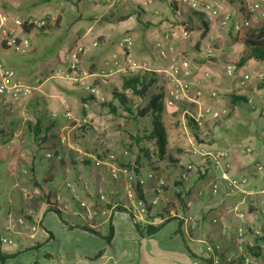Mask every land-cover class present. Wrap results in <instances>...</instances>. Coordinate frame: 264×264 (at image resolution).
<instances>
[{
	"label": "crops",
	"instance_id": "0c3cea01",
	"mask_svg": "<svg viewBox=\"0 0 264 264\" xmlns=\"http://www.w3.org/2000/svg\"><path fill=\"white\" fill-rule=\"evenodd\" d=\"M217 1L225 5L232 19L247 21L246 0ZM259 2L264 14V0ZM1 12L7 19L5 29H13L20 39L29 41V46L15 53L5 43H0V66L13 71L16 81L33 88L30 97L16 104L0 98V189L6 178L10 182L9 189L14 188L17 193V196L6 197V211L1 209L3 199L0 198V240L11 241L1 243V250L13 255L4 264H208L200 255L207 243L218 245L221 255H232L239 244L236 239L239 226L243 225L250 233L240 240L245 248L255 240L251 235L254 230L264 232V199L258 194L264 188V95L261 93L264 82L252 80L244 88L237 86L242 73L264 71V62L250 59L243 66L235 67L234 76L226 75V59L240 57L243 51V45L232 41L235 33L230 25L221 26L220 17L207 23L202 15L190 13L186 8L178 17L172 0H151L149 3L121 0L114 4L105 0L99 4L88 0H4ZM27 16L45 19L47 32L16 26V21ZM262 19L264 17L257 21ZM257 21L249 24L259 27ZM181 23L189 28L185 39L180 32ZM165 36L169 39L165 40ZM126 38L130 40L128 45L124 42ZM158 41L171 44L175 56L188 63L190 74L180 77L188 85V96L197 99L201 107L219 111L217 113L223 118L220 117V125L211 132L217 139H198L199 144L183 152L176 149L180 147H174L179 142L175 136L179 123L175 119L182 121L185 117L182 106L167 108L162 103L161 124L166 147L177 162L170 165L158 162L149 167L142 159L137 177L143 180L142 191L150 209L146 211L143 205L146 212L142 216L137 212L138 201L126 196L123 180L114 181L111 174L105 173L109 171L107 167L95 168V174L92 171L97 155L110 153L108 144L117 138L124 145V135L128 137L124 154L134 149V159L136 155L142 157L138 147L149 153L150 148L158 150L155 139H146L152 126L141 135L130 132L132 118L113 97V92H122L124 79L134 75L126 71L130 60L141 67L137 73L156 74V85L159 93L164 94L163 100L171 85L162 74L167 60L157 54L155 44ZM75 43L85 49L80 58L81 73L89 84L99 87L105 99L103 103L56 77L57 71L65 66L64 51ZM209 45L214 50L211 59L201 55ZM124 93L133 103L131 93L128 90ZM212 93L217 97H212ZM231 95L244 97L248 103L231 109ZM254 102L255 108L249 105ZM63 103L69 105L75 120H86L88 124L77 127L74 122L65 120L61 116ZM108 105L115 108V114ZM241 105L249 106L259 116L262 136L258 140L263 144L254 148H241L243 135L234 134L228 125L234 116L243 125L247 124L241 116L242 111L235 112ZM214 121L207 118L203 125L206 123L209 127ZM189 122L183 121L185 130H190ZM203 125L197 129L203 130ZM217 131L222 135H217ZM139 137L137 146L135 141ZM87 141H90L88 147ZM48 144L53 154L50 153L52 158L45 157L54 159V165H58L67 178L53 192L49 186L53 177L42 174L39 178L35 170L38 153ZM220 153L224 156L217 166L208 154ZM190 163L202 165L205 173L202 170L186 174L182 180L183 167L190 169ZM82 168L89 172L88 182L81 173ZM172 172L171 183H166L163 176L169 178ZM223 176L245 179V184L229 195ZM153 177L164 180L160 191H155L157 181ZM218 181L222 188L218 187ZM42 190L48 193L50 201L57 203L61 218L48 209ZM100 196L104 199L100 200ZM117 206L132 211L136 222L157 227V231L141 236L129 215L117 211ZM149 215L153 219L149 220ZM189 219L196 223L190 233L187 232ZM84 226L97 231L99 236L82 229ZM104 226L106 233L101 230ZM109 226L112 228L110 238ZM56 229L61 234H57ZM96 238H109L106 248L94 245ZM251 254L264 261V252L254 250Z\"/></svg>",
	"mask_w": 264,
	"mask_h": 264
},
{
	"label": "built area",
	"instance_id": "2783aa9c",
	"mask_svg": "<svg viewBox=\"0 0 264 264\" xmlns=\"http://www.w3.org/2000/svg\"><path fill=\"white\" fill-rule=\"evenodd\" d=\"M4 0H0V43H5L6 47L15 52L21 53L28 46L29 41L27 39H20L13 29H5L6 17L1 12V4ZM92 3H101L104 0H88ZM110 4L117 3L121 0H105ZM151 0H145L146 3H149ZM175 14L179 17L181 16V10L186 8L190 13H197L202 15L207 23H213L220 17V25L227 26L230 25L234 33H236L243 25H250V21H257L259 18H263L264 14L261 12L259 0H246L244 1V9L248 15V19L245 23H242L239 20L232 19L231 14L226 9L225 5L217 0H172ZM16 26L22 28L23 26L32 27L38 32L46 33L47 32V21L43 18L37 19L32 16H27L24 20L16 21ZM180 32L182 37L185 39L189 35V31L184 23L180 24ZM165 40H168L169 37L165 36ZM125 44H130V40L126 38L124 40ZM93 46H96V43H93ZM155 49L158 56L167 60L166 67L162 70L163 77L165 81L170 83V88L167 90L166 95L164 96L162 103L167 108H179L182 106V113L185 118L192 122V124L200 128L203 125L205 119L210 118L212 120H218L221 117L220 113L212 111L210 108L201 107L197 99L190 98L188 96V85L186 82L181 80V76L189 75L188 63L184 58L178 59L174 54V47L168 43H162L158 41L155 44ZM85 51L84 47L79 43H75L73 46L69 47L64 51L63 59L65 66L59 69L56 73V77L60 80L70 83L71 85L81 88L88 96H91L95 101L99 103L105 102L104 96L100 91L99 87L96 85H91L87 82V77L81 73L80 69V58L83 52ZM213 48L212 45L207 46L201 51L207 59L213 57ZM141 67L136 65L134 62L127 61V70L131 74H135L140 70ZM236 68L232 64H227L226 66V75L234 76ZM252 80L259 83L264 82V71L256 72L254 74L242 73L239 76L237 86L239 88H244ZM33 88L25 85L14 79V73L11 70H5L0 66V98H3L4 101L11 104H16L20 101H23L31 96ZM212 97H217L216 93L211 94ZM185 103V105H184ZM200 105V106H199ZM63 112L61 116L67 120L75 123L77 127H82L87 125L86 120L78 121L73 118V115L70 111V107L67 103H63ZM222 114H225L224 112ZM56 115H53L55 117ZM150 153L152 155L157 154V149L154 148ZM212 161L215 165H219L220 158L224 156V153L218 155H210ZM47 158H52L50 153L46 154ZM100 157L103 160L108 161V166L116 169L112 175L114 181H119L121 176L126 178L125 191L126 196L130 199H136L135 197V183L143 184V180L134 174L130 173L126 168H116L117 157L113 154L102 155ZM95 160V165L100 166V161ZM189 169V168H187ZM261 169V166L258 167ZM187 177L186 172L183 171L180 178L184 180ZM227 182L228 194H234L236 191H239L242 186L245 184V179L235 180L228 179L223 176ZM156 181L157 189L155 191H160V188L165 185L164 180L159 179L158 177H153ZM213 192H216V186H213ZM258 194L264 199V188L261 189ZM104 197L100 196V200H103ZM138 206H142L141 211H144L142 202H138ZM239 218L243 219V215L239 214ZM190 229L187 232H191L195 226V220L189 219ZM8 229V228H7ZM247 234H250L249 231L243 226H239L236 229V239L239 241L238 248L236 253L232 255H221L220 247L213 243H207L203 249L200 250V255L204 257L209 264H264V261H260L257 257L251 254V251L259 250L264 252V232L260 230H254L251 235L254 239H259L257 242L255 240L248 244L245 248L240 244V240L243 239ZM1 243H8L5 238H2ZM249 248L251 250H249Z\"/></svg>",
	"mask_w": 264,
	"mask_h": 264
},
{
	"label": "trees",
	"instance_id": "16d2710c",
	"mask_svg": "<svg viewBox=\"0 0 264 264\" xmlns=\"http://www.w3.org/2000/svg\"><path fill=\"white\" fill-rule=\"evenodd\" d=\"M204 29L206 30V26L203 24ZM23 29H26L27 26H23ZM189 31V28L187 27ZM232 41L238 44L243 45V51L240 57H229L226 59L227 64H232L236 68L243 66L248 60L254 59L259 62H264V24L259 27H254L251 25H243L232 37ZM157 77L155 73L141 71L137 74L130 75L129 77L125 78L123 81L122 92H113V97L117 100L118 105L120 108L130 117L132 120L137 121L139 119H143L145 117H150L151 119V132L146 139H155L157 144V154L152 155L149 151L145 148L138 147V152L142 154L140 158L139 155H136L135 159L130 163L123 164L122 162L119 163L121 167H126L127 170L132 171L136 176L138 175V171L141 168L142 159L145 160L146 164L149 167H152L154 164H158V162H168L170 164H175L177 160L170 156L166 147V137L164 133V128L161 124V108H162V98L159 93V89L157 87ZM128 90L131 95L137 99H139L142 104L139 107L133 108L132 101L126 96L124 91ZM247 104V100L244 97L240 96H230L229 106L232 109L234 106L238 104ZM109 106V110L115 114L116 110L112 106ZM190 127L194 131L197 130L193 124H189ZM196 134V133H195ZM197 137V136H196ZM140 137L138 140L135 141V144H139ZM129 149L132 146L128 147ZM109 153H104L102 155H107ZM100 158V155H97ZM190 169L183 167L184 171L188 175H192L195 173H205V168L202 165H197L195 163H190ZM175 166V165H173ZM47 200L46 203L48 205V209L55 213L59 218H61V212L56 202H52L49 200L48 193L45 190H42ZM135 197L138 202H142L145 206L146 211L149 212V205L145 201V195L142 191V185L139 183H135ZM178 199L180 195L177 193ZM117 211L126 212L131 220L134 223V227L138 234L141 236L143 235H152L157 231V227H153L152 225H141L140 223L135 221L134 215L132 211L125 210L122 206L116 207ZM149 220L153 219L150 215L148 216ZM181 224V223H180ZM82 229L88 231L89 233L99 236V233L93 229L88 227H82ZM110 236H112V228L109 226ZM107 238L106 240H108ZM259 240V239H255ZM250 249V248H249ZM251 250V249H250ZM255 255V254H254ZM13 255L5 254L1 250V242H0V264H4V262ZM205 261H207L205 259ZM208 262V261H207ZM209 264V263H208Z\"/></svg>",
	"mask_w": 264,
	"mask_h": 264
},
{
	"label": "rangeland",
	"instance_id": "374dc122",
	"mask_svg": "<svg viewBox=\"0 0 264 264\" xmlns=\"http://www.w3.org/2000/svg\"><path fill=\"white\" fill-rule=\"evenodd\" d=\"M263 22H264L263 19L261 20V22L259 20V21H257V25L261 26V25L264 24ZM53 48H55V47H53ZM233 54H235V53H233ZM261 93H262V95H264V89L262 90ZM160 94H161V98H162L164 94L163 93H160ZM131 99L133 100L134 108L141 106L142 102L140 100H138L137 98H134V97H132ZM255 103L256 102H254L253 105L250 103L249 105L253 106V108H255L256 107ZM260 108L261 107H259L258 110H260ZM239 110L242 111L241 112V116L245 120V122H247V124L243 125L242 122H240L236 118V116H234L228 122V125L231 126L232 132L234 134H236L238 136H242L243 135V139L241 141L240 147L243 148V149H245L248 146L254 148V147H256V146H258L260 144H263V142H260L258 140L259 137L262 136V135H261V132H260V124H259L260 120H259V116L257 114V111H252L250 109V107L247 106V105L246 106L241 105L240 107L237 108V110L235 112H237ZM216 112H219V111H216ZM221 118H223V117H221ZM221 118L216 120V121H214V124H209V127L205 123V125H203L204 126L203 130L202 129L201 130L197 129L196 131H194L192 129V127H190V126H189L190 130H185L184 129L183 121L189 122L185 117H183L182 121L175 119V121H177V123H179L177 125V127H175L176 140H179V142L175 143L174 147H180V148H176L179 151L189 152L191 150V147H193L194 144H199L198 143V139H202V140L217 139L215 134L211 133V132H212V130L217 129L216 127H218L220 125ZM180 119H181V117H180ZM150 124H151L150 117H145V118L139 119L137 121H133L132 120L131 123L129 124V126H130L129 127V131L130 132H135V134L141 135L145 129H150V126H151ZM189 124H190V122H189ZM124 125H125V123H124ZM167 126H169V125H167ZM166 129L168 130L169 127H166ZM216 134L220 135V136L222 135V133L219 132V131H217ZM119 141H120V139L117 138L116 141H113L112 143L108 144L109 151H110L109 154H113V155H115L117 157V162H116L117 170L119 168H126V167H121L119 165V163H121V162L123 164L130 163L132 165V162L134 160V156L136 154V151H134V149H131L132 152L126 153V155L124 154V151H127V146H126L127 143H128L127 135H124V137H123V142L125 143L124 145H121V143H119ZM89 143H90V141H87V143H86L87 147L89 146ZM56 148L58 149V146H56ZM47 153L53 154L50 144L46 145L38 153L39 157H38V159L35 162V168H36L35 170H36L37 175L39 176V178H42V176L44 174L45 175L50 174L53 177L54 180L49 185L51 187L52 192H53L54 190H58L56 188H60V186L67 181V178L65 179V176L62 173L60 167L58 165H56V164L54 165V159L53 160H48L45 157ZM123 157H127L128 161H126V158L123 159ZM97 159H98V161H100V166H97V165L94 166V164L96 163L95 160H94V163H93L94 170L92 171V173H94V174L96 173L95 168L96 169L102 168V170H103L104 168L107 167L109 171L107 172V170H106L105 173H107L108 176H110V174H111V177H112V175L116 171V169L106 165V164H108L107 160H103L102 158H97L96 157V160ZM172 171L175 172V169L172 170ZM129 172L133 174L132 171H129ZM81 173H82V175L85 178H87L86 182H88V178H89L88 170L82 168ZM163 177H164V180L166 181V183L169 182V184H170L172 179H173L172 178L173 177V172L170 173L169 178H167L166 175L163 176ZM207 178H209V177H207ZM120 180H123L122 184L124 186L123 188H124V191H125L126 178L124 176H121ZM217 185H218L219 188H222V185H221V183H219V181H218ZM10 187H11L10 186V182H8L6 180V178H4V182L1 185V189H0L1 190L0 198L3 199V206H1V209L3 211H6L8 209V203L4 202L6 200V197L17 196L16 190L14 188L13 189H9ZM64 192L67 193L66 191H64ZM128 200L131 201L130 199H128ZM7 201H8V198H7ZM76 209L80 210V209L77 208V206H76ZM137 212L140 215L145 216V212L146 211H141L139 206H137ZM46 220L48 221V217H46ZM101 230H102V232L106 233V226L102 227ZM56 233L57 234H61L59 229H56ZM81 240L83 241V238H81ZM96 241L97 242H95L94 245L100 246L101 248H103V247L106 248V246L108 244L106 240H100V239L96 238Z\"/></svg>",
	"mask_w": 264,
	"mask_h": 264
}]
</instances>
